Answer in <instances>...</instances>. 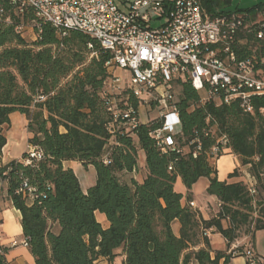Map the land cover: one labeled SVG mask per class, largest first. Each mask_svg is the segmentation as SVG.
I'll return each mask as SVG.
<instances>
[{
    "label": "trees",
    "instance_id": "obj_1",
    "mask_svg": "<svg viewBox=\"0 0 264 264\" xmlns=\"http://www.w3.org/2000/svg\"><path fill=\"white\" fill-rule=\"evenodd\" d=\"M20 5L21 0H0V180L21 211L24 239L35 264H96L100 257L112 261L120 248L124 264H221L222 258L227 264L233 253L217 250L213 257L207 230L214 229L231 245L242 228L252 237L264 229V95L252 96L250 112L240 99L203 101V92L191 80L176 78L172 83L181 87L176 102L181 128L175 148L162 150L152 134L162 119L135 129L114 120L110 96L116 109L130 105L137 113L143 100L129 87L108 97L103 94L113 76L108 64L113 53L80 30L63 35L32 6L20 11ZM202 5L211 18L258 13L256 7L239 8L234 0H202ZM30 23L37 33L33 42L18 29ZM259 30L256 24L236 40L239 56L255 59L257 69L264 67ZM14 112L28 119L29 146L43 151L32 164L25 163L29 150L21 159L2 162L7 144L2 129ZM222 137L240 159L229 178L241 177L246 167L254 193L244 180L218 178L209 153L222 144ZM140 150L145 152L147 174L142 182H126L120 173L138 170ZM66 160L96 169V182L87 192L76 172L64 166ZM178 177L188 189L207 177V192L220 203L217 213L204 219L190 203L183 205V194L175 189ZM25 183L36 190L19 192ZM98 211L107 216L109 227L98 221ZM175 220L181 223L179 236L173 230ZM202 237L207 248L186 252ZM6 253L0 243V264H11Z\"/></svg>",
    "mask_w": 264,
    "mask_h": 264
},
{
    "label": "built area",
    "instance_id": "obj_2",
    "mask_svg": "<svg viewBox=\"0 0 264 264\" xmlns=\"http://www.w3.org/2000/svg\"><path fill=\"white\" fill-rule=\"evenodd\" d=\"M26 5L32 6L38 17L51 22L63 35L71 29L80 30L98 39L113 53V60L108 63L113 76L106 83L105 96L126 87L142 99L152 90L158 91L163 125L152 134L162 150L175 148V135L181 126L177 104L169 89L176 78L191 80L203 92V101L231 103L240 99L243 108L250 112L254 110L252 96L264 95V75L256 68L257 61L241 58L236 47L238 34L256 24L260 27L258 38L264 39V21L250 23L243 13L211 18L202 0H21L20 11ZM153 14L166 20L153 27ZM18 29L22 30L23 26ZM119 69L131 73L129 82L116 74ZM115 102V98H108L114 120L122 121L129 129L137 128L141 120L135 108L129 105L124 110L116 109ZM221 142L209 153L213 162L230 150L226 137ZM28 150L26 164L43 157L38 147L29 146ZM246 182L254 193L250 175ZM35 190L25 183L19 192ZM190 205L196 208L193 201ZM3 235L4 223L0 217V241ZM19 243L29 245L27 239L15 240L12 245ZM243 254L247 264H264V256L251 248Z\"/></svg>",
    "mask_w": 264,
    "mask_h": 264
},
{
    "label": "crops",
    "instance_id": "obj_3",
    "mask_svg": "<svg viewBox=\"0 0 264 264\" xmlns=\"http://www.w3.org/2000/svg\"><path fill=\"white\" fill-rule=\"evenodd\" d=\"M239 8H243L240 5H237ZM234 7V6H233ZM256 7V10L258 11L257 14L253 15L252 12L243 13L246 15L248 22L250 23H256L264 21V19L257 20L255 19L257 15L264 14V0H258V2L253 5L252 7H245L243 9L253 8ZM159 19V18H156ZM259 72L264 75V67L258 68ZM125 72V70L123 71ZM146 106L141 104L139 106V118L141 120V123H148L150 122V119L148 115L146 114ZM16 116V120H18L19 123L25 122V128L27 130L25 134V140L27 141V149H23V143L21 140L17 139L15 137V134L13 133V117ZM28 125V119L26 115L20 113V112H14L11 114V122L10 124L3 126V133L7 138V144L4 146L2 150V162L3 164H6L12 160H18L21 159L23 154L28 150L29 148V138L31 137V134L28 131L27 128ZM24 150V151H23ZM228 152H231L228 150ZM144 155V158H143ZM239 158V157H238ZM225 159H230L229 156H224L222 158H218L217 161H211L212 164L217 169V176L220 180H227L228 182H236L239 180L247 181L249 178V175L247 171L244 169V175L241 177H233L229 178V175L240 166V161L238 163H232L229 162L227 165H224L223 171L221 176L218 174V162L224 161ZM64 166L72 168L77 176L79 177V180L81 182L82 189L87 192L88 188L91 186V184L88 182L87 178V172L91 168L92 165H89L88 167H85L80 161L76 160H66L64 161ZM147 174L146 169V157L145 152L143 150L139 151V164H138V170L136 172H121L120 176L123 178L124 181L130 182L133 178L138 180L139 182H142ZM125 177V179H124ZM205 182V188L207 191V187L209 184V179L207 177ZM201 178V179H202ZM200 180V179H199ZM179 181H182L181 177H178L175 189L183 194V205H189L191 201L195 203V206L197 208V211L199 212V215L203 217L204 219H210L213 215L217 213L219 210V201L216 196L210 195L208 192V197L205 200H199L196 194V185L195 183L192 187V189H188L183 181L180 184V187L177 188V184ZM93 185V184H92ZM184 185V186H183ZM96 216L99 222L103 225V227L107 228L110 225V222L107 218V216L104 213L96 212ZM0 217L3 220L4 223V235L0 243L7 249L6 257L8 261L11 264H35V259L33 255L30 252L29 247L24 246L23 244L19 243L16 246L12 245V242L17 240L21 242L24 239L23 229L21 225V218L22 214L21 211L18 210L13 206L12 201L10 200L8 196V186L6 183L0 180ZM226 223V221H225ZM173 230L176 235H180L181 231V223L179 220H175L173 222ZM206 236L210 239V250L212 253V256L214 257L215 251H226L227 253L232 252L233 255L230 258V260L227 262V264H247V258L243 254V251L246 250L249 247H252L253 250L260 256H264V229L258 230L254 233L253 237L247 234H243L239 238H237L231 245H228L227 239L223 237L220 233L215 232L214 229H209L205 232ZM20 237V239H18ZM21 245L22 248H19L18 246ZM201 248H207L203 237L201 238L200 243L197 246H192L189 249H187L186 252H191L195 250H199ZM117 256L114 258V260L110 261L105 257H100L96 264H124L125 255L122 252V249L116 250ZM120 259L119 262H117V259ZM220 263H224V259L222 258ZM190 264H197L195 260H192Z\"/></svg>",
    "mask_w": 264,
    "mask_h": 264
},
{
    "label": "rangeland",
    "instance_id": "obj_4",
    "mask_svg": "<svg viewBox=\"0 0 264 264\" xmlns=\"http://www.w3.org/2000/svg\"><path fill=\"white\" fill-rule=\"evenodd\" d=\"M258 2V0H234V5H240L241 7L245 8V7H252L253 5H255ZM157 16L156 14H153V22H152V26L153 27H159L166 19H156ZM257 20H261L264 19V14L261 15H257L256 18ZM23 36L30 42H33L34 40H36L37 38V33L35 31L34 25L33 23L30 24H25L23 26V29L21 30ZM261 66V65H260ZM124 70H117L116 74L122 76L124 79H127V81L129 82L130 78H131V73L129 71H125ZM169 89L171 90V92L174 95V100L177 102L180 98V92H181V87L176 83H172L171 86L169 87ZM158 91L152 90L150 94H146L143 96V105H145L146 107V114L148 115L150 121H154V120H160L161 118V112L163 111V106L160 104V102L158 101ZM146 100V101H144ZM180 126H178L177 130H180ZM12 129L14 130L13 133L15 134V137L19 140L22 141L23 143V149L26 150L27 149V141L25 140V134L27 132L26 128H25V122L24 123H19L18 120H16V116L13 117V127ZM23 150V151H24ZM224 156H229L230 159H225L224 161H220L218 162V174L219 176H221L224 165H227V163L232 162V163H238L240 161V159L238 158V156L232 152H226L223 155H221L220 158L224 157ZM144 158V155H143ZM243 169H246L243 168ZM87 178H88V182L92 185L96 182L97 179V172L96 169L91 166V168L89 169V171L87 172ZM125 179V177H124ZM206 178H202L199 180V182L196 185V194L199 200H205L208 197V193L206 191L205 188V181ZM182 181H179V183L176 185L177 188L180 187V184ZM184 186V185H183ZM246 228V227H245ZM245 228H242L241 230V236L243 235V232L245 230ZM20 239V237L18 238ZM19 248H22L21 245L18 246ZM119 258L117 259V262H119Z\"/></svg>",
    "mask_w": 264,
    "mask_h": 264
}]
</instances>
